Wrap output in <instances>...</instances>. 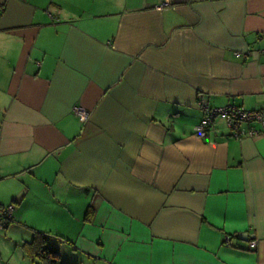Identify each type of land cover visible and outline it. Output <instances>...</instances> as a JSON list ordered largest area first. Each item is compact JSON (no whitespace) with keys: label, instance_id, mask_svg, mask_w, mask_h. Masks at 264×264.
Listing matches in <instances>:
<instances>
[{"label":"crops","instance_id":"0c3cea01","mask_svg":"<svg viewBox=\"0 0 264 264\" xmlns=\"http://www.w3.org/2000/svg\"><path fill=\"white\" fill-rule=\"evenodd\" d=\"M0 5V177H28L14 202L37 177L54 236L92 264H264V136L221 117L195 134L201 100L263 107L264 0Z\"/></svg>","mask_w":264,"mask_h":264},{"label":"rangeland","instance_id":"374dc122","mask_svg":"<svg viewBox=\"0 0 264 264\" xmlns=\"http://www.w3.org/2000/svg\"><path fill=\"white\" fill-rule=\"evenodd\" d=\"M24 176L12 179H1L0 177V204L7 206L13 204V220L7 227H0V264H41L38 260L33 261L23 245L33 237V229L39 231H50L48 246L59 248L62 246L63 260L70 264H92L88 262L86 256L80 258V254L73 249L64 239H58L54 234L58 233V223L54 219H49V215L56 210L53 202V193L45 188L36 177L28 180L31 191L25 202L16 203L12 196L21 194V186L25 182ZM20 190V191H18ZM45 198L50 199L47 203ZM64 233V232H63ZM61 233V234H63Z\"/></svg>","mask_w":264,"mask_h":264},{"label":"built area","instance_id":"2783aa9c","mask_svg":"<svg viewBox=\"0 0 264 264\" xmlns=\"http://www.w3.org/2000/svg\"><path fill=\"white\" fill-rule=\"evenodd\" d=\"M158 8L160 7L158 6ZM250 53V50L235 52L237 56L242 57H247ZM200 105L206 112L203 120L195 127V134L200 138L208 137V130L218 117L226 119L232 135L235 138L264 136V105L262 108L254 110L241 109L233 104L210 107L204 100L200 101ZM73 110L75 114L83 118H88V111L84 107L77 105ZM243 124L250 126L244 128ZM14 210L15 207L13 204L0 206V227L6 226V223L12 218ZM249 247L250 249H255L257 247V240H251Z\"/></svg>","mask_w":264,"mask_h":264},{"label":"trees","instance_id":"16d2710c","mask_svg":"<svg viewBox=\"0 0 264 264\" xmlns=\"http://www.w3.org/2000/svg\"><path fill=\"white\" fill-rule=\"evenodd\" d=\"M0 5V10L2 9ZM4 206V205H0ZM93 212L90 208L87 212L88 217L86 220H89V214ZM13 220V217L6 223V226ZM237 237L239 236L236 234ZM50 235L49 233H44L37 229H33V237L30 241H26L23 245L26 252L32 256L33 261L38 260L41 264H70L62 260L59 248H51L48 246Z\"/></svg>","mask_w":264,"mask_h":264},{"label":"water","instance_id":"95a60500","mask_svg":"<svg viewBox=\"0 0 264 264\" xmlns=\"http://www.w3.org/2000/svg\"><path fill=\"white\" fill-rule=\"evenodd\" d=\"M241 239L242 240H248V233H246V232L241 233Z\"/></svg>","mask_w":264,"mask_h":264}]
</instances>
